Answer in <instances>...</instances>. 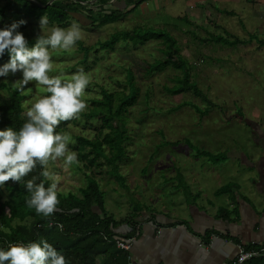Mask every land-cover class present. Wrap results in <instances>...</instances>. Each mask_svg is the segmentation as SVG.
<instances>
[{"label":"rangeland","instance_id":"obj_1","mask_svg":"<svg viewBox=\"0 0 264 264\" xmlns=\"http://www.w3.org/2000/svg\"><path fill=\"white\" fill-rule=\"evenodd\" d=\"M241 1L233 4L207 0L204 7L196 5V0H171L170 5L165 3L166 0H160L155 5L147 3L148 8L145 3H141L117 22L105 26H98L85 19L84 16L87 14L84 11L85 15L81 16V22L78 23L71 18L62 27L68 28L72 23H77L81 29V38L69 51L59 49L50 51L53 70L49 75L63 73L64 78L68 79L81 69L89 75V84L82 97L87 107L60 131L71 135V142L68 145L71 151L77 153L76 148L80 139H92L97 136L101 126L100 119L98 117L87 119L81 115L89 113L92 100H102L103 89L110 93L127 89L129 71L133 73L135 84L139 88L137 102L128 112L126 128L130 141L126 143V158L124 157L117 170L110 168L104 159H100V167H94L90 172L95 174L96 182L104 194L106 211L115 219L125 217L131 207L138 203L143 209L149 210L146 207L148 203L144 193L145 183L149 181L144 180L150 175L151 165L154 166L156 162L159 164L164 159V165L186 169L191 165L186 154L191 151L208 149L216 154L226 142L238 145L246 141L249 130L245 123L250 126L252 123L248 120L245 122L246 115L243 111L251 117L256 115V110L251 107L241 108V104L250 106L243 100L249 98L256 101V97L263 93L264 75L258 72L257 77L255 74L250 76L245 70L257 68L264 63V47L261 48L258 44L231 47L218 43L217 40V36L233 40L230 36L224 35L225 29L240 34L245 28L248 30V39L251 36L253 42L264 39V32H260L264 20L256 19L251 10L248 12L247 20L241 17L243 8L247 7L244 0ZM136 2L137 0H133L132 4ZM112 3L109 1L105 5L102 3L92 5L94 3L90 2L88 6L93 10L92 16L96 18L99 14L111 11ZM212 3L220 15L215 19L209 15ZM197 9L205 10L200 17H197L199 14L194 17ZM231 10L237 15L227 16L226 12ZM12 13L18 14H15L16 18ZM6 15L7 22L0 23V29L13 22L26 21L19 30L31 45L33 42L31 39H36L40 19L26 17L18 3L12 5ZM52 26L56 25H48V28ZM130 30L138 33L160 31L175 38L180 55L188 61L190 81H193L208 100L196 97L190 91L178 95L171 92L172 88L176 89L177 84L182 81L183 74L180 70L169 66L163 71H148V66L164 58L161 40H149L143 46L120 40L111 50H104L101 46L114 32ZM84 56L87 57L86 60H83ZM260 71L263 73L264 69ZM21 78L20 73L6 78L0 77V95L4 96L7 90L3 89L5 84L1 81L14 83ZM24 89L27 92L24 100L27 111L38 98L37 82H29ZM39 94H46L43 86L39 87ZM208 107L210 109L205 111ZM215 135L223 137L222 140H212L215 145L206 146L199 139L214 138ZM237 137H240L241 141ZM80 168L81 166L76 163L66 169L63 158L49 161L48 170L60 177L58 194L63 197L70 193L80 196L78 190L88 183ZM141 169L144 170L140 171ZM50 183L51 181L49 185ZM3 190L6 193V190ZM129 204L132 206L129 207Z\"/></svg>","mask_w":264,"mask_h":264},{"label":"trees","instance_id":"obj_2","mask_svg":"<svg viewBox=\"0 0 264 264\" xmlns=\"http://www.w3.org/2000/svg\"><path fill=\"white\" fill-rule=\"evenodd\" d=\"M50 1H52L51 4H48ZM89 1L0 0L2 2L0 4V23H5L7 11L12 5L18 3L22 6L23 12L28 18L40 19L41 16L47 15L49 25L62 28L71 18L79 23L81 22V16H84V11H86L85 19L87 18L93 24H98V26H105L117 22L144 0H137L134 5H132V0H126L125 9L119 10L118 7H114L108 13L99 14L96 18L92 16L93 10L89 9ZM100 1L97 0L92 5L97 3L105 5L110 0ZM114 3H117V1ZM114 3H112L113 6ZM131 5L133 7L128 10ZM15 14L18 15L12 13L14 18H16ZM31 40L33 44L35 40ZM120 40L134 42L135 45L139 46H143L149 40H161L164 58L148 66V71H163L169 66L180 70L183 74L182 81L177 84L176 89L172 88L171 92L178 95L190 91L196 97L207 99L193 81H190L188 61L180 55V48L175 38L160 31L138 33L135 30H130L121 33L114 32L102 42L101 46L104 50H111ZM217 40L218 43L228 45L239 43L238 40L227 42L229 40L223 37H218ZM32 44L29 46H32ZM86 59L87 57L84 56L83 60ZM8 60L9 56L5 54L0 57V64H5ZM1 82L5 86L7 85L3 88L7 90L4 96L0 95V130L12 127L14 130L19 131L27 121L24 105L27 92H25V89L20 91L18 88L13 87L10 82ZM126 82L127 89L124 91L110 93L103 89L101 91L102 100H92L93 104L89 113L81 115L87 119L98 117L101 126L97 131V136L92 139H80L79 146L76 148L78 165L81 166L80 171L84 173L88 182L78 190L79 197L71 193L64 197L58 194L60 201L57 206L58 210L51 218L37 215L35 209L28 208L25 201L29 198V193L26 191L24 182L33 176H38L43 171L39 163H37V167L32 173L23 178L21 183L10 180L4 186H0V248L7 249L10 243L47 240L48 243L66 256L68 264H128L130 253L118 249L116 241H127L135 237L137 233V227L135 226L137 221L135 219L139 217L144 209L139 203L136 206L129 204V207L130 205L132 207L125 218L122 220L115 219L105 209V197L96 182L95 174H90L94 167H100V159H104L110 168L117 170L122 163L121 161L127 156L126 143L130 141L126 128L128 112L137 102L139 88L135 84L134 75L131 71L127 75ZM208 109L210 108L208 107L205 111ZM74 120L75 117L60 122L56 131H62L67 124ZM215 161L219 162L221 158L218 156ZM44 183L46 187L49 186L48 180H44ZM3 189L6 190V193ZM57 225H62V230ZM256 260L264 264V257L262 256L251 258L246 262ZM5 264H8V262H5Z\"/></svg>","mask_w":264,"mask_h":264},{"label":"crops","instance_id":"obj_3","mask_svg":"<svg viewBox=\"0 0 264 264\" xmlns=\"http://www.w3.org/2000/svg\"><path fill=\"white\" fill-rule=\"evenodd\" d=\"M125 1L114 0L113 9H125ZM159 1L144 0L141 3L148 8L149 4L155 5ZM206 1L196 0L195 3L204 7ZM210 1L234 4L241 0ZM244 2L247 7L243 8L241 17L247 20L251 10L256 19L264 20V0ZM165 3L170 5L171 0ZM211 7L209 15L212 19L218 18L220 15L213 3ZM203 10L197 9L194 17L196 14L200 17ZM226 15L234 17L237 13L231 10ZM260 32H264V26H261ZM224 33L226 37L238 40L236 45L258 44L264 47V39L257 42H253L251 36L248 39L246 28L240 34L229 29H225ZM257 56L260 57L259 54ZM262 69L264 63L257 68H246L245 72L257 77L258 72L264 75L260 71ZM262 91L256 101L249 98L243 100L250 106L241 104V108L256 110V115L251 117L242 110L246 115L245 122L252 123V126L245 123L249 132L244 143L234 145L226 142L216 154L208 149L191 151L186 154L191 162L186 169L164 165V159L151 165L150 175L144 180L149 181L144 186L149 210L144 209L135 219L137 233L129 251L134 264H234L239 248L253 250L264 247V88ZM222 138L215 135L214 138L199 139L210 146L215 145L212 140ZM237 138L241 141L240 137ZM218 156L221 161L216 162ZM245 262L243 264H261L259 260Z\"/></svg>","mask_w":264,"mask_h":264},{"label":"clouds","instance_id":"obj_4","mask_svg":"<svg viewBox=\"0 0 264 264\" xmlns=\"http://www.w3.org/2000/svg\"><path fill=\"white\" fill-rule=\"evenodd\" d=\"M26 21L13 22L0 29V57L9 56L7 63L0 66V77L20 73L13 87L20 91L31 81L37 82L38 98L26 111L27 121L19 131L8 127L0 130V186L13 181L21 183L37 167L43 168L38 176L24 182L29 198L25 201L28 208L35 209L37 215L51 218L58 210L59 175L48 170L49 161L63 158L67 169L78 163L77 153L68 147L71 135L57 132L61 121L77 117L86 107L83 93L89 84V75L82 69L65 79L64 74L50 76L53 62L50 51L71 50L81 38L77 23L68 28L52 26L48 28L47 15L41 16L35 42L29 41L19 29ZM50 34H44V33ZM43 86L44 95L39 94ZM43 178V179H41ZM44 180L51 181L45 186ZM62 230V225H57ZM251 255V254H248ZM245 258L241 256V261ZM68 264L64 254L47 240L28 243H10L7 249L0 248V264Z\"/></svg>","mask_w":264,"mask_h":264},{"label":"built area","instance_id":"obj_5","mask_svg":"<svg viewBox=\"0 0 264 264\" xmlns=\"http://www.w3.org/2000/svg\"><path fill=\"white\" fill-rule=\"evenodd\" d=\"M112 2H114V0H112ZM85 4V3H84ZM134 238H131L127 241L124 240H117V248L126 252H129L132 246V242H133ZM251 254V255H248ZM244 255L245 258L243 259V261H241V256ZM258 256H262L264 257V247L261 246L257 249H251V250H245L243 248H239L238 254L234 260V264H243L245 261L254 258V257H258ZM128 264H134L133 261L131 260L130 256H128Z\"/></svg>","mask_w":264,"mask_h":264},{"label":"water","instance_id":"obj_6","mask_svg":"<svg viewBox=\"0 0 264 264\" xmlns=\"http://www.w3.org/2000/svg\"><path fill=\"white\" fill-rule=\"evenodd\" d=\"M31 1H33V0H31ZM95 1H96V0H95ZM51 2H52V1H50L48 4H51ZM93 3H94V2H93Z\"/></svg>","mask_w":264,"mask_h":264}]
</instances>
